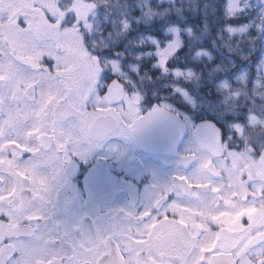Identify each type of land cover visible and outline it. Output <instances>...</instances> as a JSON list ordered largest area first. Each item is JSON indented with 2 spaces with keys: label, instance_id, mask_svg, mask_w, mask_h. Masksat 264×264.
Masks as SVG:
<instances>
[{
  "label": "flooded vegetation",
  "instance_id": "obj_1",
  "mask_svg": "<svg viewBox=\"0 0 264 264\" xmlns=\"http://www.w3.org/2000/svg\"><path fill=\"white\" fill-rule=\"evenodd\" d=\"M47 23L52 24L49 20ZM0 42V115L4 117L0 137L4 139L6 158L14 159L9 164L4 160L0 163V264H254L255 260L264 264V187L262 201L253 204L257 211L254 220L251 183L247 181L252 175L245 178L247 173L241 172L237 182L242 192L236 190L227 169L231 158H225L228 145H219L215 134L200 133L197 148L184 151L191 130L188 118L184 117L182 140L170 152L148 150L132 134L113 133L100 148L107 152L117 142H127L130 148L123 146L119 152L107 154L96 150L84 157L56 137L54 143L43 139L42 144L47 146L45 150L65 152L64 163L67 155L72 165L65 174L53 173L49 176L53 180L47 182L33 172L20 171L17 160L28 151H22L27 145L21 149L18 144L16 129L22 122L29 125L30 116L24 113L27 107L19 97L23 93L26 100L35 102L41 91L33 83L27 89L25 85L18 87L17 93L9 87L12 79L3 76L8 43L6 39ZM12 50L9 48L8 53ZM106 87L101 97L107 91L111 94L108 106L95 103L98 90L84 98L83 110L93 114L92 124L86 129L93 142L90 130L95 122L101 120L99 127L115 128L119 120L128 121L118 107H122V101L115 102L127 87H113L112 81ZM10 91L15 99L13 107L8 105ZM153 106L156 104L144 107L140 103V114L152 111ZM68 117H64L65 122ZM39 127L32 125L25 132L40 133ZM55 129L52 127V131ZM219 129L223 140V130ZM73 132L76 135L78 130L73 128ZM59 137L68 138L64 132ZM237 147L246 149L240 143ZM198 150L206 151L209 161L202 166L204 176L194 179L191 170L199 165ZM254 154L257 159L262 157L256 163L264 164V148L254 150ZM81 157L89 159L88 163ZM217 158L226 162L220 164ZM4 163L8 169H1ZM93 167L115 177L116 186L87 183L84 176Z\"/></svg>",
  "mask_w": 264,
  "mask_h": 264
},
{
  "label": "rangeland",
  "instance_id": "obj_2",
  "mask_svg": "<svg viewBox=\"0 0 264 264\" xmlns=\"http://www.w3.org/2000/svg\"><path fill=\"white\" fill-rule=\"evenodd\" d=\"M233 1V8L239 9L243 6H247L241 3L243 0ZM254 2L261 5L264 11V0H254ZM229 6L231 5L229 4ZM70 13H72L75 18L73 16L69 17ZM101 14L102 12L99 11V5L92 0H73L70 5H68V9H65V7L59 3V0H0V41L6 39L8 43L5 44L6 48H8V59L6 58L7 62L5 63L3 76L12 79V82L8 84L9 87L14 88L16 93L19 92L18 87L25 85L24 89H27L26 86L31 83L37 84L39 87L38 90L41 91L39 97L35 99V102L26 100L23 93L22 96L19 97L25 102V106L27 107L24 113L30 116L28 119L29 125L23 124V122L20 123L19 127L16 129L17 134L15 133L17 137H20L18 144L22 145L21 149L24 148L23 145H27L30 149H27L26 146L22 151L27 150L28 152H25L24 155H22L23 157L17 160L18 162L16 164L20 167V171L23 168V170H28L31 173L33 172L36 177H44L43 179L48 182L49 180H53V178L49 177L52 176L53 173L65 174L68 165L70 168L72 167L67 155V164L64 163V151H58L57 149L45 150L47 146L42 144L43 139L52 142V140H56L57 137L58 142L64 145L65 143L71 144L73 149L79 151L84 157L90 156L92 153L95 154L96 150L99 153L102 152L107 154L109 152L112 153V151H114L113 153L119 152L120 148H123V146H125V148H130L127 142L123 144L117 142V144L109 146L107 152L105 151L106 149L103 150L102 148L93 149L92 145L95 142L91 140L89 132L86 130L88 125L92 124L91 117L93 114L90 115L83 110L85 106L84 98L87 95L91 97V92L93 90H98L97 95H94L96 99L95 103L98 106H108L107 103H110V99H112L111 94L107 91L104 96L101 97V91L107 88L106 86H108L111 81L113 86H115V83H118V78H124L125 81L123 82L128 83L129 80L125 78L138 73V67L129 64V61H127L128 56L120 51L122 50L120 45L113 43L111 49L104 54L108 55L109 58V53L113 55L115 51H119L118 53L121 55L122 62L121 60H114L112 63L109 59V64L113 65V70H109V75L113 80L108 82L104 87L100 86V77L104 69L100 65V61L95 52L89 51L87 47L89 45L85 42V37L91 39L95 27L100 28L96 23H100L99 17ZM65 19L66 21H64ZM47 20L51 21L52 24H48ZM126 21L127 26H130L131 22L129 19ZM80 26L84 27L85 30L82 29L79 31L78 28H80ZM108 26L110 25L108 24ZM108 26L104 27V31L108 29ZM172 35L167 39V43L165 44H161L159 40H156V53L158 54V63L160 64L166 65L168 60L171 59V55L176 53L182 44L179 35ZM4 36H6V38H2ZM260 43L264 48V27L262 29ZM1 45L2 43L0 42V46ZM0 48L2 49V47ZM9 48L13 49V54L12 52L8 53ZM259 57L261 60L257 64V70L258 73L262 75L264 73V52L261 55L259 51ZM40 58H42V61H40ZM125 62L126 64L124 66L123 64ZM262 77L264 78V74ZM2 89L3 88L0 87V91ZM126 90L127 91L124 93L125 95L122 94L115 102L122 101V107H118L123 111L122 116L128 119L131 108L138 107L141 112L139 105L142 97L140 94L134 93L129 89ZM9 97L8 102L10 103L8 105L13 107V101L15 99H13L11 91ZM32 111L36 113L31 115ZM105 111L106 110H104V112ZM83 112H85V115H83ZM98 112L101 111L98 110ZM234 114H236V117L233 120L237 119L238 121H236V123H238L241 119L239 116H242V114L240 111ZM65 116H69L66 122L64 121ZM186 116H188L187 113ZM188 117L190 118V116ZM3 119L4 117L0 115V126L4 121ZM262 120H264V117ZM208 121L209 120H203L199 123L189 121L191 130L187 137L188 141L183 144V149L184 151H191L194 150V147L197 148L198 144L196 140H198L199 143L200 135H202L200 133L204 132L215 134L219 145H221V142L224 143V146L227 144L230 153L228 152L225 158H231L229 165H227V169H230V173L235 181L236 190L242 192V187L238 183L241 179V172L247 173L245 178L249 173L252 175L250 179L247 178V181L251 183V217L255 220L257 211L254 210L253 204L262 201L260 197L263 192L262 188L264 187V164L260 161L256 163L255 160H259L262 157L260 155L259 159L255 157L256 155L253 151L255 145L251 142H246V149H238L237 145L240 143L239 138H243V133L246 136L245 132L248 131V126L252 127V129L260 127L263 129L260 134H263L264 121H261L262 123L260 124H258V122L257 124H246V121H250L247 119L243 122H239L240 131L236 132L234 136H225L224 142L220 137L219 126ZM236 123L234 126H236ZM40 124H43V128H41ZM32 125L37 127L40 125V133L35 132L34 135L27 134L25 131ZM54 126L56 129L52 131V127ZM73 128L78 130L76 135L73 132ZM194 129H198L195 135L193 132ZM66 131L72 132V135L70 136ZM62 132H64L68 138L65 137V139H61L59 136H61ZM90 132L93 137L92 129ZM3 140L4 139L0 137V163L4 160L9 164V162H13L14 159L8 160L6 158V147L4 146ZM52 143H54V141ZM259 146L260 148L264 147V142L258 145V147ZM99 149L101 151H98ZM199 153L201 157L199 158L200 166L195 164L193 170H191V176L194 179H201L202 176H204L202 166H205L209 161V155H207L206 151L204 153L199 151ZM121 159L124 160V158ZM217 159L219 163L221 162L224 164L226 162V160ZM6 163H4L1 169L9 168ZM198 166L199 169H197V171L195 168ZM100 168H103V166H100L99 169ZM54 180L58 181L59 177H57V179L54 178ZM255 193L257 195H255ZM240 204L243 205V201H240ZM236 205L238 206L239 202H237ZM261 212L263 213L264 211L261 210ZM258 226H262V224ZM254 264H257V260L254 261Z\"/></svg>",
  "mask_w": 264,
  "mask_h": 264
},
{
  "label": "trees",
  "instance_id": "obj_3",
  "mask_svg": "<svg viewBox=\"0 0 264 264\" xmlns=\"http://www.w3.org/2000/svg\"><path fill=\"white\" fill-rule=\"evenodd\" d=\"M72 1L59 3L68 9ZM92 1L102 12L100 23H96L100 28L95 27L85 42L104 69L100 86L113 80H109V70H113L109 59L122 62L119 51L109 53V58L104 54L115 43L128 56L129 64L138 67V73L125 78L128 83L124 78L118 80L141 95L144 107L167 104L191 122H215L223 130V140L240 131L239 122L264 121V73L257 70L259 51L261 55L264 52L260 43L264 11L254 0H243L247 6L239 9L233 8V0ZM70 16L74 17L72 13ZM171 35H179L182 44L163 65L158 63L156 40L165 44ZM238 111L242 116L236 123L238 120L233 119ZM261 131L260 127L248 126L247 137L243 133L240 144L247 146L249 141L255 145L253 151L259 152L264 148L258 147L264 142Z\"/></svg>",
  "mask_w": 264,
  "mask_h": 264
},
{
  "label": "snow or ice",
  "instance_id": "obj_4",
  "mask_svg": "<svg viewBox=\"0 0 264 264\" xmlns=\"http://www.w3.org/2000/svg\"><path fill=\"white\" fill-rule=\"evenodd\" d=\"M162 63V61H161ZM112 77H109V80H111ZM143 101L141 100V103ZM170 112V106L165 105H156L153 106L152 111H150L147 116H142L140 114V109L138 107L131 108L130 112L128 114V121L124 122L123 120H120L117 122V126L115 128L113 127H99L95 133H94V140L95 143L92 145L93 149L102 147V142L105 141L110 134L115 135H124L128 136L131 135L133 132L137 130V126L142 121L146 120H152L156 118L161 113H169ZM194 135L198 132V129L193 130ZM180 134H183V128L180 129ZM82 161L87 164L89 159H86L84 157H81ZM84 180L87 183L96 185V186H116V178L110 175L107 172L101 171L96 169L95 167L89 168L87 171V174L84 176Z\"/></svg>",
  "mask_w": 264,
  "mask_h": 264
},
{
  "label": "water",
  "instance_id": "obj_5",
  "mask_svg": "<svg viewBox=\"0 0 264 264\" xmlns=\"http://www.w3.org/2000/svg\"><path fill=\"white\" fill-rule=\"evenodd\" d=\"M98 128L99 125L96 124L95 130ZM181 128L184 130L182 117L170 111L161 113L152 120L140 122L137 130L133 132V137L149 150L171 151L181 139ZM207 143L212 142L208 140Z\"/></svg>",
  "mask_w": 264,
  "mask_h": 264
}]
</instances>
